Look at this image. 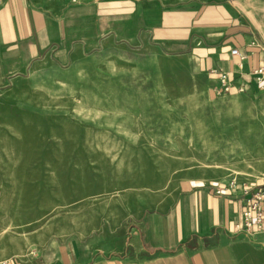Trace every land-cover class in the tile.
Returning a JSON list of instances; mask_svg holds the SVG:
<instances>
[{"label":"rangeland","instance_id":"obj_1","mask_svg":"<svg viewBox=\"0 0 264 264\" xmlns=\"http://www.w3.org/2000/svg\"><path fill=\"white\" fill-rule=\"evenodd\" d=\"M104 37L103 63L96 67L94 54L85 72L60 78L66 90L26 93L9 113L0 140V258L36 256L52 238L97 228L104 213L168 201L185 182L247 173L252 158L239 154L256 144L249 123L257 112L232 108L231 88L213 72L221 70L193 74L160 43L153 50L161 57L145 61L128 38Z\"/></svg>","mask_w":264,"mask_h":264},{"label":"crops","instance_id":"obj_2","mask_svg":"<svg viewBox=\"0 0 264 264\" xmlns=\"http://www.w3.org/2000/svg\"><path fill=\"white\" fill-rule=\"evenodd\" d=\"M108 32L118 42L128 38L145 61L160 56L153 50L160 43L172 46V58L182 67L187 61L193 74L229 73L232 108L257 112L249 123L256 125V144L239 154L252 158L241 168L247 173L234 178V188L223 180L185 182L168 201L104 213L97 228L52 238L36 256H2L0 264H264V234L233 227L242 184L264 197V90L252 74L264 66V0H0V140L26 93L66 90L61 77L85 72L94 54L95 66L103 63ZM232 48L243 55L241 66Z\"/></svg>","mask_w":264,"mask_h":264},{"label":"built area","instance_id":"obj_3","mask_svg":"<svg viewBox=\"0 0 264 264\" xmlns=\"http://www.w3.org/2000/svg\"><path fill=\"white\" fill-rule=\"evenodd\" d=\"M230 54L239 58L238 65L241 66L243 55L237 48L230 49ZM218 75L219 81L224 86V90L231 88L230 75L228 72H219L213 70ZM255 82L264 90V66L255 68L252 72ZM242 91V88L239 89ZM237 184L236 179L232 178L226 181L225 185L234 188ZM260 184L264 188V175L260 178ZM243 203L239 212V218L234 221L235 231L243 232L247 235L254 233L264 234V197L261 192L253 190L251 186L242 184L240 187Z\"/></svg>","mask_w":264,"mask_h":264}]
</instances>
